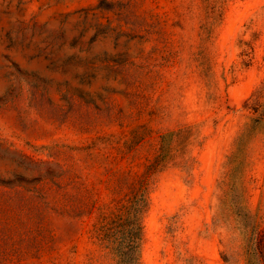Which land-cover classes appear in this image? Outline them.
Here are the masks:
<instances>
[{"label": "rangeland", "instance_id": "1", "mask_svg": "<svg viewBox=\"0 0 264 264\" xmlns=\"http://www.w3.org/2000/svg\"><path fill=\"white\" fill-rule=\"evenodd\" d=\"M135 192L140 264H264V0H0V264H122Z\"/></svg>", "mask_w": 264, "mask_h": 264}, {"label": "trees", "instance_id": "2", "mask_svg": "<svg viewBox=\"0 0 264 264\" xmlns=\"http://www.w3.org/2000/svg\"><path fill=\"white\" fill-rule=\"evenodd\" d=\"M170 136L172 135H167L165 139L170 138ZM156 167V165H151L148 168L149 177ZM134 194L129 200L128 215L121 218L114 228L107 230L103 234V236L107 235L110 237V242L114 246L115 252L118 254L122 264H140L139 247L143 233L141 212L145 206V198L143 193L135 192Z\"/></svg>", "mask_w": 264, "mask_h": 264}]
</instances>
